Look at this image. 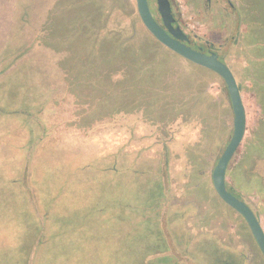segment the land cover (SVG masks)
Listing matches in <instances>:
<instances>
[{
  "label": "rangeland",
  "instance_id": "1",
  "mask_svg": "<svg viewBox=\"0 0 264 264\" xmlns=\"http://www.w3.org/2000/svg\"><path fill=\"white\" fill-rule=\"evenodd\" d=\"M206 2L170 0L185 32L212 46L240 89L246 125L227 166L232 189L264 132V79L252 70L262 58L249 35L264 14L260 0ZM132 26L152 47L135 0H0V264H255L220 239L245 225L211 179L233 130L223 79L184 58L165 63L161 90L175 89L180 111L170 123L142 96L139 110L105 115L110 93L120 102L121 72L108 79L100 64L99 83L88 85L83 57L113 54ZM119 59L109 73L121 71ZM253 170L264 180V152ZM262 188L252 180L240 196L264 223Z\"/></svg>",
  "mask_w": 264,
  "mask_h": 264
},
{
  "label": "trees",
  "instance_id": "2",
  "mask_svg": "<svg viewBox=\"0 0 264 264\" xmlns=\"http://www.w3.org/2000/svg\"><path fill=\"white\" fill-rule=\"evenodd\" d=\"M260 1H262V3L259 5L261 8L259 12H261L260 15H262L264 14V0H260ZM5 10L3 9L1 13H3L2 17L5 16L7 18L10 17L7 14L12 13V11H14V9L12 8L7 9L6 11ZM172 13L175 16L173 9H172ZM152 14L155 16L153 11ZM155 18L157 19L158 22L160 21V19H158L156 16ZM258 25H259L258 36H256L257 33L256 29L255 30L252 29L249 32V35L255 38V41L258 42L256 43L257 47H255L253 50V52L257 51L256 58L258 57L259 59L261 58L262 59L261 61L256 63V66L252 67V70L255 73H257L258 77L264 79V16H262L261 24ZM131 28L132 31L130 32L129 35L125 37L121 36V38L118 39L116 47L112 48L113 54H111L110 51V55H108L104 51L98 63H93V61H90L88 55L87 56L85 55L83 57L84 60H82L81 64L85 66L86 73L90 77L87 79L88 85H91V87L93 88V85L94 86L96 85L94 81L99 83L97 79L98 76L97 73L100 72L99 70L100 64L104 68L106 67L105 69L107 70L106 75L108 79L110 77L113 80L115 75L121 72V74L118 75V78L115 79V80H119V82L122 83V89H121L122 91L124 88V91L120 92L119 95L120 102L119 104H115V102H112V100L115 101L114 99L116 98V96H114L112 93L109 94V97L107 96V94H104L106 97H108V99L112 98V100L109 99L108 104L106 103L107 105H109V108L106 110L107 113L105 115L108 116L118 111L119 112L124 111L125 113H127V112H133L139 110L140 104L138 102V98L142 96L146 100L145 103H147V106H149L152 102H159V108L155 112L157 113L159 119H162L160 117H163V120L170 123L171 121L169 120V114L175 116L179 114L180 111H178V106L175 105L174 103L175 101H173L175 100V94L173 92L175 89L174 90L172 89V91L170 92H163V90H161L162 89L161 81L164 76L163 67L165 66V63L169 61L170 62L176 61V59L178 58L182 59V57L175 54L171 50L167 49L155 39L152 41V47L150 48L148 45H145V43L143 42L139 43L135 37L136 28L134 26H132ZM253 38L251 40L252 44L254 43ZM78 45L80 47V50L84 48V46L80 45L79 42ZM102 49L103 48H100V52ZM109 50H111L110 47ZM214 52L216 51L214 50ZM87 53H88V48H87ZM118 55H120L122 59V60L119 59L121 71L117 70L116 72L111 71L109 73V70H111L110 67H112V64L117 61L114 59L118 58ZM93 57L96 58L97 56H95L94 54ZM218 57L221 59L219 55ZM188 63L191 64L192 62H188ZM125 66L127 67V71ZM80 81H81V86H84L83 84V82H85L84 79H80ZM260 88L261 89L259 95L264 97V88L263 87ZM102 91H104V89ZM261 105L264 106V99H262ZM228 190L231 191V189Z\"/></svg>",
  "mask_w": 264,
  "mask_h": 264
},
{
  "label": "water",
  "instance_id": "3",
  "mask_svg": "<svg viewBox=\"0 0 264 264\" xmlns=\"http://www.w3.org/2000/svg\"><path fill=\"white\" fill-rule=\"evenodd\" d=\"M160 22L152 14L148 0H135L138 16L146 30L167 49L180 57L218 74L224 81L233 113L232 135L211 173L213 187L220 199L239 213L247 222L264 255V232L252 209L226 187L227 166L238 149L245 132L246 116L240 89L229 66L214 51L208 53L188 44V37L179 26H173L170 0H155Z\"/></svg>",
  "mask_w": 264,
  "mask_h": 264
},
{
  "label": "flooded vegetation",
  "instance_id": "4",
  "mask_svg": "<svg viewBox=\"0 0 264 264\" xmlns=\"http://www.w3.org/2000/svg\"><path fill=\"white\" fill-rule=\"evenodd\" d=\"M215 1H219V0H207L206 4L208 6H211L212 2L215 3ZM232 7H233V4L231 2H229L230 11H232ZM207 10H208V8H207ZM173 26H179L185 32L182 23L177 19L176 16H174ZM185 34L188 37V44L191 47L196 48V49H201L202 51H204L206 53H208L210 51H214V49H212V46L210 44H208L205 41H202V40L198 39L197 36L191 35L189 32H185ZM226 171H227V169H226ZM225 182H226V180H225ZM226 187H227V185H226ZM227 189H230V188H227ZM231 191H232L233 194L236 193L232 189H231ZM239 196H240V194H239ZM239 198L243 200V198L241 196ZM243 201L245 203H247L245 200H243ZM249 207H250V205H249ZM198 208L199 207L197 206L196 209H198ZM242 219L245 222V225H244V227H242V229H240L238 227L232 228L231 232L229 234H227V238L226 239H224L222 237H220V239L222 241L229 239L226 244H230L232 241L236 242L237 245L240 247L239 251H245L247 257H248V255H251L252 259L255 262V264H264V255H263L262 251L260 250V248H259L254 236L252 235L247 222L245 221V219L243 217H242ZM257 219L259 221L258 217H257ZM259 224H260V226H261V228H262V230L264 232V224H263V222L261 224V222L259 221ZM167 238L170 241V243L172 244V246H174L173 242L171 240V237L169 236L168 233H167ZM246 256H245V258H247ZM194 264H196V263H194Z\"/></svg>",
  "mask_w": 264,
  "mask_h": 264
},
{
  "label": "crops",
  "instance_id": "5",
  "mask_svg": "<svg viewBox=\"0 0 264 264\" xmlns=\"http://www.w3.org/2000/svg\"><path fill=\"white\" fill-rule=\"evenodd\" d=\"M262 107L264 108V106H262ZM261 111H262V114L264 115V109L261 108ZM259 126L262 129L264 128V118L261 121H259ZM256 137H258V139H257V143L254 144L255 149H253V152H251L249 154L250 155L249 159H250V161H252L253 164L251 163L248 167L244 168L245 170H244V173L241 175V177H238V178L236 177L235 178L236 180L234 178L232 179V181L235 182V185L234 184L232 185V187H233L232 190L237 192L238 194H240L241 191L242 192L246 191L248 189L249 182H251L252 180L257 181V184H261L264 187V180H262V179L260 180V178L256 177L253 174L254 173V170H253L254 163L257 162V160L261 159V155L264 152V132L256 133ZM239 178H242L241 183H243V185L240 183ZM261 193L263 195L261 197L262 198L261 201H262V205H263L262 213L264 214V188H262ZM247 204H249V203L247 202ZM250 207H251L252 211L255 210V208H253L252 205H250ZM258 212H257V216L256 215L255 216L259 218V221L262 224L263 221H262L261 217H259Z\"/></svg>",
  "mask_w": 264,
  "mask_h": 264
}]
</instances>
